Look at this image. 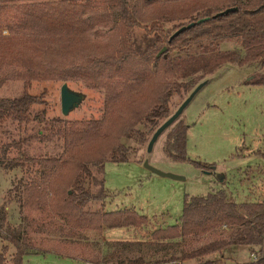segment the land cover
I'll return each instance as SVG.
<instances>
[{"label": "trees", "instance_id": "obj_1", "mask_svg": "<svg viewBox=\"0 0 264 264\" xmlns=\"http://www.w3.org/2000/svg\"><path fill=\"white\" fill-rule=\"evenodd\" d=\"M227 8L236 11L217 16ZM6 15L10 31L6 36L0 33V73L11 71L10 77L21 82L24 90L16 98L0 99V134L7 132V125L35 122L42 126L35 133L39 141L54 143L59 149L54 156L39 160L40 182L25 185L28 195L23 206L36 212L46 209L40 217L69 236L80 231L101 235L104 228L148 226V218L136 211H106L105 164L133 161L124 141L146 143L172 116L174 98L185 100L225 65L243 67L257 62L262 71L249 84L264 85V0H0V19ZM191 23L195 24L192 28L172 38ZM98 28L109 29L106 39H93ZM137 29L144 30L141 38L136 37ZM232 39L240 42V48L219 49ZM53 81H78L101 90L102 117L48 120L45 109L31 114L34 106L45 101L30 95L28 89L34 82ZM189 128L184 118L169 128L164 154L173 162H190L206 172L215 170V165L188 158ZM4 226L7 222L0 213V230ZM222 228L232 232L231 239L216 240L158 262L223 264L215 258L228 248L248 246L253 255L260 252L261 259L246 264H264V205L237 203L223 191L187 197L176 225L155 229L150 243L108 245L159 250L218 234ZM4 238L9 244L0 248V264H22L25 256L39 253L28 244L25 228ZM118 258L115 253L107 260ZM117 264L151 262L139 256Z\"/></svg>", "mask_w": 264, "mask_h": 264}, {"label": "rangeland", "instance_id": "obj_2", "mask_svg": "<svg viewBox=\"0 0 264 264\" xmlns=\"http://www.w3.org/2000/svg\"><path fill=\"white\" fill-rule=\"evenodd\" d=\"M9 28L10 18L6 15L0 19V33L8 35ZM109 34V29L98 28L92 37L95 41L104 40ZM143 34L144 30L137 29V38H141ZM240 45L237 39H232L223 42L219 49L229 51L240 48ZM260 71L262 70L257 62L243 67L223 66L203 81L207 84L179 118H184L190 127L188 158L191 161L215 165V170L206 172L190 162L177 163L169 160L163 152L169 129L159 137L151 152H148V145L153 135L148 137L146 143L124 141L131 150L133 161H108L105 164V188L108 192L105 208L107 212L124 209L136 211L147 217L149 224L141 229H108L105 234L107 240H116L113 243H150L155 229L176 225L183 214L187 197H206L223 191L229 199L237 203L264 202V158H260L264 152V85L249 84L250 79L258 76ZM10 75L11 71L0 73V99L16 98L24 90L22 83L13 80ZM64 83L73 91L85 95L82 105L66 117L61 109V87ZM28 92L45 101L44 105L34 106L31 114L45 109L48 120L57 117L67 121L94 120L101 118L104 111V93L89 89L82 82H34ZM185 100L177 97L173 99V114ZM40 128L42 126L35 122L7 125V132L0 134V152L5 149V154L0 153V213L7 222V227L0 230V248L9 244L4 238L8 233L14 230L22 232L25 228L28 244L33 250L42 252L25 256L22 264L102 263L115 253L119 258L110 260L112 264L139 256L152 263L180 257L216 240L231 239L232 232L222 228L218 234L188 239L168 245L164 249L156 250L153 246H143L141 249L131 246L124 249L123 246H109V242L104 244L103 233L100 235L92 231H80L69 236L58 232L55 226L49 225L48 220L40 217L46 214V209L36 212L23 206L28 195L25 185L33 181L40 182L39 160L59 152L54 143H42L35 136ZM250 147L256 150V156L246 158L250 152L247 149ZM145 161L163 172L183 177L185 180L157 176L144 167ZM4 164L9 165L4 168ZM249 166L257 171L254 176L247 178L242 171H247ZM95 173L98 178L102 177L96 170ZM28 220H34L35 224L28 223ZM10 249L12 252L13 247L10 246ZM235 251L238 252L240 264L253 262L254 255L250 247L232 246L226 252ZM255 254L260 260L261 253ZM230 262L227 261L228 264Z\"/></svg>", "mask_w": 264, "mask_h": 264}, {"label": "water", "instance_id": "obj_3", "mask_svg": "<svg viewBox=\"0 0 264 264\" xmlns=\"http://www.w3.org/2000/svg\"><path fill=\"white\" fill-rule=\"evenodd\" d=\"M236 11V8H227L224 12H221L217 16L227 15L231 12ZM202 22V21H200ZM194 23L189 24L186 27H182L179 29L172 38H175L176 36L180 35L182 32H184L186 29H190L194 26ZM166 51V48H164L159 55L163 54ZM207 82H203L200 85H198L194 91L189 95V97L181 104V106L178 108V110L168 119L166 120L153 134L152 139L149 142L148 145V152H151L153 150V147L159 137L167 131L178 119L183 115L185 109L188 107V105L192 102V100L195 98V96L205 87ZM85 101V95L76 91H73L69 88L67 83H64L61 87V109L63 116H68L70 113L78 109L82 103ZM144 167L148 169L150 172L156 174L157 176H160L162 178H169L173 180L183 181L185 180L183 177L163 172L154 166H152L149 161L144 162Z\"/></svg>", "mask_w": 264, "mask_h": 264}, {"label": "crops", "instance_id": "obj_4", "mask_svg": "<svg viewBox=\"0 0 264 264\" xmlns=\"http://www.w3.org/2000/svg\"><path fill=\"white\" fill-rule=\"evenodd\" d=\"M188 145V144H187ZM248 151H250L249 153H248V155L246 156V158L247 157H252V156H256V154H255V152H256V150H253L251 147L250 148H248L247 149ZM258 151H260V150H258ZM257 157H259V156H257ZM264 158V152H262V155H260V158ZM257 170L255 169V168H253V167H248V169H247V171L246 170H243L242 171V173L244 174V176L246 175V177L248 178V177H252V176H254V173L256 172ZM261 172H262V170H261ZM263 174H264V171H263ZM224 181V180H223ZM262 185L264 186V182H262ZM249 203V202H248ZM251 203H260V204H263L264 205V202H262V201H258V202H251ZM107 228H104L103 229V234H104V237H105V234L107 233ZM104 237H103V239H104ZM104 241V240H103ZM113 241H116V240H107L106 239V237H105V241H104V244H106L107 242H113ZM121 242H132V241H121ZM33 250V249H32ZM39 253H42V252H39ZM38 253V254H39ZM238 252H225L224 254H223V256H219L220 258H215V260L216 259H218V260H222V261H224V262H222L223 264H228L227 263V261H231L230 262V264H240L239 262H238ZM30 255V254H29ZM85 258V257H84ZM226 258H228L229 260H225ZM87 259V258H86ZM89 261V260H88ZM90 262V261H89ZM111 261H109V263L107 262V260L106 261H104V262H102L101 264H112V263H110ZM91 264H99V261L98 262H96V263H92V262H90ZM186 264V263H185Z\"/></svg>", "mask_w": 264, "mask_h": 264}, {"label": "built area", "instance_id": "obj_5", "mask_svg": "<svg viewBox=\"0 0 264 264\" xmlns=\"http://www.w3.org/2000/svg\"><path fill=\"white\" fill-rule=\"evenodd\" d=\"M259 261L258 257L256 255H254L253 257V262L254 263H257ZM151 264H181L180 262H175V261H172V262H158V263H151Z\"/></svg>", "mask_w": 264, "mask_h": 264}]
</instances>
